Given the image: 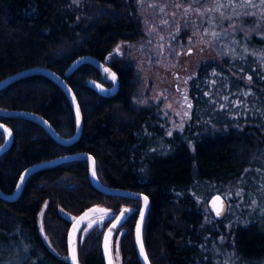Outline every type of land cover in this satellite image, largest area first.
Segmentation results:
<instances>
[{
  "label": "trees",
  "instance_id": "trees-1",
  "mask_svg": "<svg viewBox=\"0 0 264 264\" xmlns=\"http://www.w3.org/2000/svg\"><path fill=\"white\" fill-rule=\"evenodd\" d=\"M163 3L0 0V81L34 67L65 77L78 57L90 54L105 61L121 40L135 44L147 59H165L172 66L188 34L205 43L207 52L193 68L186 89L192 107L181 123L183 130L173 129V136L160 124L158 107L137 102L134 56L110 63L120 76V90L110 97L89 87L90 79L109 84L90 64L66 78L84 122L81 139L70 146L58 143L38 122L0 115L14 136L12 146L0 155V189L13 194L27 167L87 151L96 158V176L103 185L149 197L143 241L150 263L228 264L224 255L232 250L240 263L261 264L264 220L255 216L227 229V218L216 220L207 205L216 193L205 189L217 184L216 192L223 193L227 184L236 183V200L258 198L250 181L264 172V27L251 23L255 16H242L248 22L241 25L231 11L225 15L234 18L218 20L219 27L207 20L201 24V17L192 14L184 33L170 32L158 40L150 29L161 21L150 6ZM178 15L183 19L181 11ZM212 31L224 34L217 40ZM2 107L39 113L67 138L77 130L72 101L47 75L25 76L2 89ZM6 138L0 129V147ZM89 167L86 159L49 166L28 177L16 200L0 199V260L9 245L19 244L27 252L23 264H70L68 216L99 205L108 213L102 223L81 230L80 264H105L103 236L123 207L132 208V213L118 229L113 251L122 264H142L135 241L142 201L100 191L89 177Z\"/></svg>",
  "mask_w": 264,
  "mask_h": 264
},
{
  "label": "rangeland",
  "instance_id": "rangeland-1",
  "mask_svg": "<svg viewBox=\"0 0 264 264\" xmlns=\"http://www.w3.org/2000/svg\"><path fill=\"white\" fill-rule=\"evenodd\" d=\"M177 4H183V0H164L161 5L153 4L150 6L154 9L152 12L153 16L161 21L160 25L158 24L159 26L155 25L150 29L153 37L162 40L166 35L170 36V32L177 34L185 32L190 23L185 26L184 19L179 18L178 13L181 10L176 7ZM156 7L160 9L157 10ZM204 45L205 43L200 45L199 40L195 42L194 37L188 34L187 42L178 51L180 53L174 62L176 65L172 66L165 59L160 62H158L159 60L147 59L140 49L138 52L135 44L131 45L128 41L121 40L114 47L108 57V61L111 63L122 58V56H134L136 58L140 92V99H137V102L141 106L148 105L151 109L158 107L155 112L159 116L157 117L160 124L168 126L166 128L172 132L173 129H180V125L185 119V113L188 111L183 93L188 87L193 68L198 64L199 59L207 55ZM253 178L250 184L254 189V194L259 193V195H256L258 196L257 199L253 197L246 200H236L232 193L234 186H237L236 183H229L223 188L225 189L223 195L230 204L228 217L223 223L227 229L234 227L233 225L240 221H249L254 216L264 220V172L259 174V176H253ZM219 189L220 187L217 184H213L209 187L207 186L205 192L211 190L216 193ZM103 218L102 216H96V218L89 220L85 228L102 223L104 221ZM9 246V250L2 252L3 259L0 260V264H23L28 259L27 252L21 245L11 244ZM113 253L115 264H122L117 251L115 250ZM224 259H226L228 264H245L243 262L240 263L232 250L225 252ZM261 264H264V261Z\"/></svg>",
  "mask_w": 264,
  "mask_h": 264
},
{
  "label": "water",
  "instance_id": "water-1",
  "mask_svg": "<svg viewBox=\"0 0 264 264\" xmlns=\"http://www.w3.org/2000/svg\"><path fill=\"white\" fill-rule=\"evenodd\" d=\"M108 58L106 61H103L96 56L93 55H82L78 57L67 70V73L65 77L59 75L58 73H55L49 68H42V67H34L32 69L23 70V72L12 74V76H9L7 78H4L0 81V91L4 89L5 87L13 84V82H16L17 80L22 79L25 76L34 75V74H42L47 75L48 77L54 79L56 82H58L62 88L66 91L67 95L69 96L70 100L72 101L74 111L76 113L77 118V130L73 136H70V138L64 137L62 134H59L53 125L49 123L48 120H46L41 114L39 113H33L29 111H21V110H9L7 108H0V115H7L9 117H18L22 119H28L32 120L34 122H38L42 124L50 134L55 138V140L65 146H70V144H74L78 142L81 139L82 131H83V115L82 111L80 109L79 100H77V96L75 94V91L71 88L69 82H67V77L80 68V66L83 65H91L94 66L101 77L107 82L111 83V86L108 87L102 82H99L95 79H90L88 82L89 87L94 88L99 95H102L104 97H110L112 95H116L120 90V76L118 72L114 69L113 66H110L107 64ZM115 74L116 79L113 80L112 76ZM0 129L6 134L7 138L4 142V144L0 147V155H2L6 150H8L13 142H14V136L13 131L9 125L6 123H2L0 121ZM82 160L86 159L89 162V177L91 178V181L93 185L98 188L102 192H106L109 194L114 195H121L125 197H131L134 199H140L142 201L141 211L138 216V220L135 226V241H136V249L138 252L139 261L142 264H152L150 263L148 254L145 250V244L143 241V227L144 223L146 221V216L150 210V199L148 196H146L144 193L136 192L134 190L130 189H123L119 187H112L109 185H103L98 177L96 176V158L94 155H92L90 152L82 151L78 153H71V155H64L60 156V158L51 159L46 162H41L36 165H32L27 167V169L22 173V175L19 178V182L17 184V187L15 189V192L13 194H8L3 192L0 189V199L7 200V201H14L16 200L20 194L22 193V189L28 179V177L38 172V170L49 168V166L58 165L63 162H69L71 160ZM93 171H95V175H93ZM144 197H147V204H145ZM220 197L219 200L216 198ZM207 205L209 207L210 212L213 216H215L216 220H222L226 218L228 215L230 204L226 197L223 195V193L216 192V194L212 195L207 202ZM122 210L116 215L112 216V222L107 226L103 240H102V253L104 254L105 258V264H109L111 260V264H115V257H114V237L116 233L118 232V229L126 222L129 215L132 213V208L130 207H123ZM217 209H221L220 214L217 215ZM108 213V209L101 207L99 205L92 206L84 211L81 215L77 217L68 216L71 220L72 224L68 230V238H67V244H68V259L70 264H80V257L78 255V237L81 234V230L85 227V225L89 222V220L96 218V216H102L106 215ZM143 217V219H141ZM141 245L143 250H141ZM146 256V258H145Z\"/></svg>",
  "mask_w": 264,
  "mask_h": 264
},
{
  "label": "snow or ice",
  "instance_id": "snow-or-ice-1",
  "mask_svg": "<svg viewBox=\"0 0 264 264\" xmlns=\"http://www.w3.org/2000/svg\"><path fill=\"white\" fill-rule=\"evenodd\" d=\"M186 4L187 7H183ZM211 5V6H208ZM178 7L182 12V18L184 19L185 26L189 23V16L192 14H198L201 17V24L207 22L215 24L216 27H219L220 24L216 23L218 20L223 21L227 19L231 21L234 17L232 15H225L226 12H233L235 13V19H237L241 25L248 22L246 20L241 19V17L246 16H255L256 19L252 20L251 23L255 27H264V0H183V4H177ZM240 9H243L241 11ZM252 9H256L257 11H252ZM163 11V9H161ZM216 14H219L218 16ZM167 23V21H165ZM231 27H235V24L230 25ZM207 31V29H205ZM224 33L212 31L211 36L213 39H220ZM256 55V53H253ZM262 58H264V53L260 54ZM112 79L115 80V74H113ZM251 79V77H249ZM186 99V98H185ZM227 99V97H225ZM239 104V102H237ZM188 107L191 108V104H188ZM185 115H188L186 112ZM181 130L182 125L180 126ZM171 135V132L168 133ZM93 175H95V171H93ZM241 192H237L236 195H241ZM147 197H144L145 204H147ZM217 200L220 197L216 198ZM254 203V201H253ZM221 209H217V215L220 214ZM143 219V217H141ZM141 250H143L141 245ZM146 258V256H145ZM111 264V260L109 262Z\"/></svg>",
  "mask_w": 264,
  "mask_h": 264
},
{
  "label": "flooded vegetation",
  "instance_id": "flooded-vegetation-1",
  "mask_svg": "<svg viewBox=\"0 0 264 264\" xmlns=\"http://www.w3.org/2000/svg\"><path fill=\"white\" fill-rule=\"evenodd\" d=\"M106 61V60H105ZM107 64H109L110 65V63H109V61L107 62ZM109 84L107 85L108 87H110L111 86V83L110 82H108ZM183 96H184V99H185V102H186V106L188 107V104L190 103L191 105H192V102H191V99H190V97H189V95H188V93H187V90H185V92L183 93ZM192 107V106H191ZM190 108L188 107V110H189ZM173 134H174V132H171V135L173 136ZM229 210H230V207H229ZM228 213H229V211H228ZM228 215V214H227ZM215 217V216H214ZM228 217V216H227ZM226 217V218H227ZM254 218H256L255 216H254ZM216 219V218H215ZM225 219V218H224ZM223 220V219H222Z\"/></svg>",
  "mask_w": 264,
  "mask_h": 264
}]
</instances>
